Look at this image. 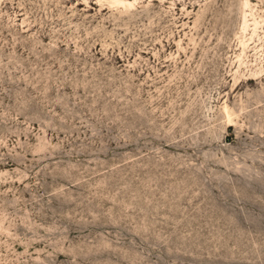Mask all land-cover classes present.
Here are the masks:
<instances>
[{
	"label": "rangeland",
	"instance_id": "rangeland-1",
	"mask_svg": "<svg viewBox=\"0 0 264 264\" xmlns=\"http://www.w3.org/2000/svg\"><path fill=\"white\" fill-rule=\"evenodd\" d=\"M0 264H264V0H0Z\"/></svg>",
	"mask_w": 264,
	"mask_h": 264
}]
</instances>
